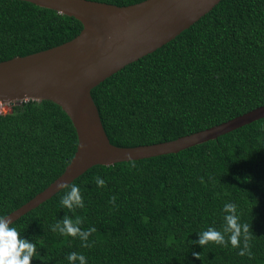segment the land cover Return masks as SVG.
<instances>
[{"label":"trees","instance_id":"1","mask_svg":"<svg viewBox=\"0 0 264 264\" xmlns=\"http://www.w3.org/2000/svg\"><path fill=\"white\" fill-rule=\"evenodd\" d=\"M81 29L73 17L0 0V62L58 46ZM91 97L117 147L175 140L264 105V0H221L170 42L105 79ZM76 146L69 118L50 101L12 103L0 113V216L58 178ZM97 176L105 187L96 185ZM72 183L83 209L62 207L59 191L12 223L36 244L31 264H69L71 252L87 264H264V118L176 154L138 160L134 168L96 165ZM226 202L251 226V258L230 244L192 243L208 227L223 230ZM65 215L83 217L84 230L96 228L92 247L51 231Z\"/></svg>","mask_w":264,"mask_h":264},{"label":"water","instance_id":"2","mask_svg":"<svg viewBox=\"0 0 264 264\" xmlns=\"http://www.w3.org/2000/svg\"><path fill=\"white\" fill-rule=\"evenodd\" d=\"M73 17L79 34L58 46L0 62V105L50 101L76 132V151L63 173L27 203L9 213L15 222L90 168L138 161L212 141L264 118V105L226 122L175 140L136 147L112 145L91 90L125 66L151 54L196 23L221 0H144L116 6L90 0H19Z\"/></svg>","mask_w":264,"mask_h":264},{"label":"clouds","instance_id":"3","mask_svg":"<svg viewBox=\"0 0 264 264\" xmlns=\"http://www.w3.org/2000/svg\"><path fill=\"white\" fill-rule=\"evenodd\" d=\"M127 162L131 167L136 166V161L129 155ZM204 183L203 178L200 181ZM95 183L98 187H105L106 181L97 176ZM57 188L63 191V195L60 198V205L69 210L75 208L83 209L85 207L83 196L80 188L75 184L59 183ZM116 197L110 199V203L115 205ZM238 206L235 203L226 202L223 206L224 226L223 230L219 231L214 227H208L206 230L198 233V240L192 243L198 244L200 247L208 245L210 242H214L217 245H231L233 248H239V256H248L251 258V244L250 241L253 238L251 232V226L248 223H241V218L237 213ZM84 222V218L76 216L72 218L65 215L62 220L52 225L51 231L58 232L60 235L69 236L73 238H79L81 246L89 248L93 246V243H89V237L96 232L95 227L84 230L81 225ZM36 253V244L29 242L27 239H22L19 231L16 227L12 226V222L7 216H0V264H31ZM193 256L196 259H200L201 254L193 252ZM69 264H87V259L83 254L77 252H71L66 257Z\"/></svg>","mask_w":264,"mask_h":264},{"label":"rangeland","instance_id":"4","mask_svg":"<svg viewBox=\"0 0 264 264\" xmlns=\"http://www.w3.org/2000/svg\"><path fill=\"white\" fill-rule=\"evenodd\" d=\"M10 105H0V112L6 113V112L10 111Z\"/></svg>","mask_w":264,"mask_h":264},{"label":"built area","instance_id":"5","mask_svg":"<svg viewBox=\"0 0 264 264\" xmlns=\"http://www.w3.org/2000/svg\"><path fill=\"white\" fill-rule=\"evenodd\" d=\"M0 113H2V112H0Z\"/></svg>","mask_w":264,"mask_h":264}]
</instances>
